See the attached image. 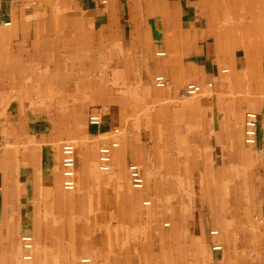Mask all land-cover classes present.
<instances>
[{
    "label": "crops",
    "instance_id": "crops-1",
    "mask_svg": "<svg viewBox=\"0 0 264 264\" xmlns=\"http://www.w3.org/2000/svg\"><path fill=\"white\" fill-rule=\"evenodd\" d=\"M222 4L227 6L220 0H0V80L7 105L14 102L16 110L9 116L28 117L35 105L30 94L41 86V113L34 109L41 126L32 122L30 128L41 133L39 172L22 183H31L29 189L0 175V193H63L59 141L74 138L71 118L90 144L75 147L76 193L90 186L95 192L96 147L111 129L134 128L129 137L119 136L113 163L137 164L144 189L104 211L114 225L77 235L73 264H264V252L253 249V217L264 221V68L245 42L250 28L223 25ZM157 52L165 56L155 57ZM158 74L166 89L153 86ZM187 83L212 87L186 107L180 94ZM158 93L177 106L167 110L165 126L150 120ZM126 95L136 103L125 106ZM88 104L106 108L97 128L88 127L86 117L101 108ZM247 111L258 117L257 157L243 144ZM103 134L109 137L99 139ZM52 143L45 158L42 151ZM145 199L148 207L141 205ZM213 230L218 236L209 235ZM214 243L220 251L210 250ZM82 257L89 262L76 261Z\"/></svg>",
    "mask_w": 264,
    "mask_h": 264
},
{
    "label": "rangeland",
    "instance_id": "rangeland-1",
    "mask_svg": "<svg viewBox=\"0 0 264 264\" xmlns=\"http://www.w3.org/2000/svg\"><path fill=\"white\" fill-rule=\"evenodd\" d=\"M220 3L227 4V6L224 4L221 6L223 25L235 28L248 26L250 28L247 30L248 34L244 37L248 40L245 42L249 43L251 51L255 54H260L257 65L262 63L261 66L264 68V0H220ZM225 8L226 11H224ZM231 8L235 9L233 14L230 13ZM226 16L227 18L225 19ZM242 53L241 50H236L238 57ZM2 74L3 72H1ZM2 83L3 81L0 80V175L6 174L18 180L21 184L16 185L17 189L21 185H24V189H29V184L31 183H22L27 178L29 180L33 179L32 175L39 172L38 164L41 161V133L36 134L35 130H30L32 122H36L37 125L41 126V117L34 116V109H37L41 113V86L34 87V92L30 94V98H33L35 105L33 110L27 112L29 113L28 117L14 118L9 115H14L16 112L14 108L15 103L12 102L10 107L7 105V100L4 99L3 94L6 87ZM201 85L205 87V90L202 92L203 94L206 93V90L209 91V89H206V83ZM65 88L67 87H63V89ZM126 88L129 89V87ZM162 93H158L156 98L157 110L155 111V118L152 115L150 120L155 121L157 125L165 126L167 110L171 111V109L177 108V106L175 102L172 103L171 99L165 95L163 96ZM63 97L66 98V95H63ZM131 97L126 95L125 106H132L136 103L130 100ZM180 98L185 101L186 107H191L196 104V99L199 97H183L181 93ZM190 99L193 101H190ZM96 106L88 104L90 109ZM116 106L114 105V107ZM99 107L101 108L102 115L103 113L105 114L106 108L101 105L97 106V108ZM145 110L149 111L150 106L145 107ZM69 124L73 126V132L71 133L74 138L70 136L69 138L60 139L59 146L62 142L72 143L75 147L81 146V144L84 148L86 145L89 146L87 136L82 132V128L78 125L77 120L71 118ZM40 126H37V128H40ZM128 128H123V126L120 128L123 137L125 135L129 137L130 129H134ZM106 136L109 137L108 134H103L99 139L107 138ZM54 145L56 144L52 143L50 146L44 147L42 153L45 158L46 154L44 155V153H49V147H54ZM95 146L93 147L94 149ZM250 149H252L251 151H253L254 156L257 157V153L254 151L255 147ZM127 166L116 164L114 161L111 172L103 174L97 170L95 162L96 173H94L93 180L96 183L95 188L97 187L95 192L91 191L90 186L85 193H76L79 181H77L74 193L63 191L59 170V181L57 180V183H59L58 187L63 193H0V264H73L71 250L73 241H76L77 235H85L87 230L96 229L102 224H105L108 228L110 225H114L115 219H111L110 215L104 211H108L107 209L112 204H117L124 201V198H129V194L139 193L129 186L126 171ZM114 174L118 176V182L114 179ZM55 185L57 189V184ZM52 189H55L54 183ZM107 193H117V195L114 198H110L113 196ZM145 200L144 202L150 203L149 199ZM143 207L148 206L143 205ZM253 222L255 225L254 233L257 234V239L253 242V249L255 254H260L264 252V227H262L264 221L262 218L254 216ZM164 224L167 223H163V227ZM22 234L30 235L34 241L33 258L28 263L20 260L18 240ZM138 239L141 238L139 237ZM238 250L245 252V245H240ZM86 258H76V261L79 260L77 262L81 263V260Z\"/></svg>",
    "mask_w": 264,
    "mask_h": 264
},
{
    "label": "built area",
    "instance_id": "built-area-1",
    "mask_svg": "<svg viewBox=\"0 0 264 264\" xmlns=\"http://www.w3.org/2000/svg\"><path fill=\"white\" fill-rule=\"evenodd\" d=\"M103 4V1L101 2ZM4 26H8L9 23H4ZM156 57H163L164 53H155ZM225 70H222L224 72ZM210 87V83L206 84ZM153 86L157 89H163L167 87L166 79L161 75H155L153 77ZM199 91V87L195 84H187L182 89V95L192 96ZM102 113L100 110H94L90 112L86 117V125L88 127H99L101 124ZM119 133L118 128H113L110 131V135L116 137ZM242 137L243 144L246 147H255L257 144V115L253 112H245L242 121ZM1 144V143H0ZM119 144L115 139H107L105 143H102L96 148V163L97 169L100 172H107L111 163V155L114 150L118 148ZM59 170L62 177V188L65 191H71L74 188V175L73 170L75 166L74 162V149L72 145L63 143L60 146V156H59ZM127 177L129 186L133 190H141L144 186L143 178L140 174L139 169L135 164H129L127 166ZM144 206L148 205V202L143 203ZM166 224H164V227ZM210 236L216 235L215 231L209 232ZM19 247H20V260L23 262L29 261L31 259V251L33 249V239L28 234H23L19 236ZM211 251H220L221 247L219 244L214 243L210 245ZM81 262H88L87 259H82Z\"/></svg>",
    "mask_w": 264,
    "mask_h": 264
},
{
    "label": "bare ground",
    "instance_id": "bare-ground-1",
    "mask_svg": "<svg viewBox=\"0 0 264 264\" xmlns=\"http://www.w3.org/2000/svg\"><path fill=\"white\" fill-rule=\"evenodd\" d=\"M164 56H165V54H164ZM163 56V57H164ZM222 70H225L224 72H222ZM221 70V73H227V69H222ZM190 84H195V85H197L198 87H199V91L195 94V95H192V96H185L184 94H183V97H196V96H198V95H200L204 90H205V87L203 86V85H201V84H198V83H190ZM207 84V83H206ZM206 86V89H211V87H212V84L210 83V87H207V85H205ZM167 87H168V85H167ZM166 87V88H167ZM166 88H163V89H166ZM157 89V88H156ZM247 112H253V111H247ZM253 113H255V112H253ZM257 115V114H256ZM103 119V118H102ZM257 121H258V117H257ZM121 135V131L119 130V133L116 135V137H114V136H111L110 138L111 139H115V140H117V142H118V138H119V136ZM66 144H70V145H72V147H73V149H74V162H75V146L72 144V143H66ZM118 144H119V142H118ZM118 148H119V146H118ZM117 148V149H118ZM116 149V150H117ZM116 150H114V151H116ZM114 151L112 152V155H111V163H110V167H109V170L107 171V172H105V173H103V172H100L98 169V171L100 172V173H103V174H107V173H109V172H111V170H112V166H113V154H114ZM75 164V163H74ZM136 166H137V168L139 169V171H140V174H141V176H142V178H143V175H142V171H141V169H140V167L137 165V164H135ZM96 166H97V163H96ZM95 169V168H94ZM73 175H74V188H73V190H71V191H65L63 188H62V177H61V188H62V190L63 191H65V192H73V191H75L76 190V187H77V180H76V171H75V166H74V170H73ZM115 175V174H114ZM116 176V175H115ZM117 177V176H116ZM119 179H117V181H118ZM143 181H144V179H143ZM120 183V182H119ZM145 184V183H144ZM132 189V188H131ZM144 189V186H143V188L141 189V190H135V191H142ZM149 202H148V205L147 206H149ZM166 226H167V224H166ZM165 226V227H166ZM213 231H215L216 232V235H214V236H212V237H215V236H218V232L216 231V230H213ZM211 232V231H210ZM34 242V241H33ZM217 244H219V243H217ZM221 247V246H220ZM33 250H34V247H33V249H32V251H31V253H30V255H31V259L29 260V261H26L27 263L28 262H30V261H32V252H33ZM221 250V249H220ZM88 260V259H87ZM88 262H89V260H88ZM88 262H81V263H88Z\"/></svg>",
    "mask_w": 264,
    "mask_h": 264
}]
</instances>
